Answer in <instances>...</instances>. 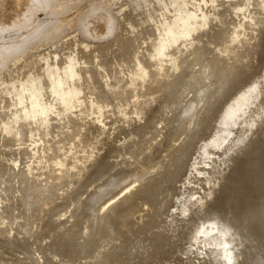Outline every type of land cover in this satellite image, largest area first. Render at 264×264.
<instances>
[{
  "label": "water",
  "instance_id": "1",
  "mask_svg": "<svg viewBox=\"0 0 264 264\" xmlns=\"http://www.w3.org/2000/svg\"><path fill=\"white\" fill-rule=\"evenodd\" d=\"M259 7L228 38L220 29L214 44L201 43L204 35L188 39L139 66L127 85L129 110L92 101L93 91L103 87L90 72L69 81L79 89L69 103L49 96L46 120L29 133L42 129L45 135L61 119L82 121L65 133L69 142L58 147L61 155L39 159L51 161L58 178L71 172L78 181L75 192L102 172L117 131L128 134L151 119L163 96L151 85L159 88L172 69L184 77V55L193 53L213 69L183 152L162 177L127 192L109 209L95 249L97 264H264V5ZM218 46L222 52L215 51ZM92 81L97 88L86 90ZM90 113L95 118L85 121ZM42 195L55 198L50 190Z\"/></svg>",
  "mask_w": 264,
  "mask_h": 264
},
{
  "label": "bare ground",
  "instance_id": "2",
  "mask_svg": "<svg viewBox=\"0 0 264 264\" xmlns=\"http://www.w3.org/2000/svg\"><path fill=\"white\" fill-rule=\"evenodd\" d=\"M30 2V6L32 5H36V6H43L45 4L48 3L49 0H28ZM52 1V0H50ZM110 1V0H108ZM130 1H137V0H130ZM144 1L146 0H138L137 2L140 4V9L138 10L139 12L136 14V15H133L130 14L125 20H122V21H117L115 22V24L113 25L114 28L116 29L115 31V35L113 37V41L115 44H118V46L120 47L121 49V52L118 53V55L116 56L117 58L118 57H121L123 58V56H126L127 54L128 55H131V57L135 54L139 55L141 54L140 56L144 55L146 52L147 54L149 53V50L148 49H152L153 53H149L146 57L147 59L151 58L153 59L155 56H158L160 58V56H163L165 55V51L166 50H169L172 46H177L181 43H184L186 41H188V39L190 40H193L194 38L198 39L199 36H202L204 35L206 32H208V30H211L212 28L216 29V27L214 26H219L221 25L220 22H223L225 20H228L227 18H229L231 16V13H233L234 15L237 16V20L234 24L235 25H239L241 22L240 21H245L249 16H251L253 14V11L255 10L256 7L260 8L259 6L261 5H264V0H184L181 4H177L176 3V0H148V2L146 3V5L144 4ZM53 2V1H52ZM50 2V3H52ZM59 2V1H58ZM97 2H99V0H66V2H59L61 9H62V15L63 14H66L68 12H71L75 9H77V7L79 5H81L82 3H86V8L84 11H81V12H78L76 11V13L74 14V16H72V18L70 19H63L61 20L59 18V20H55V16H53V20H55L54 22H51V23H41L39 28L37 29V31L34 33L35 35V44L33 46H29V43L26 44L25 42H19V43H16V42H12L11 41V44L7 46L8 49H14L13 53L12 54H8V56L6 55V63H5V66L7 69H11L13 68V66L15 67L17 65V63H20L22 62L19 66L17 65V67H15L13 70H7L8 72L7 73H0V132L2 133H5L7 135H10V136H13L16 134H18L19 132H21V129L22 127L24 126H30L31 124L34 126L35 124H37L39 122V120H42V121H45L46 120V117L48 115V112L51 110L52 108V105H51V102L49 100V96H52V97H55V99L57 101H60L61 103H69L70 100L72 99V97L74 95H77L78 92H79V89L76 88L72 83L69 84V81H75V79H79L80 76H81V71L82 70H86L85 72L88 73L90 71V67L87 66V64L90 66V65H93V64H98V66H103V65H117V62H119L116 58L114 60L110 59H107V58H104L106 57V54L104 55V53H102V49H99L97 47H93L92 46V43H91V39L92 36H90V38L88 37V35L86 36V33L87 31H89L91 34H92V27L94 28L93 26V23L94 22H97L98 21H102L106 18L103 19V16L102 14V10L101 8H96L95 5L98 6ZM21 3V2H20ZM54 3V2H53ZM57 3V2H55ZM105 3H107L105 1ZM28 4V3H27ZM49 4V3H48ZM135 4V3H134ZM137 4V3H136ZM134 5V6H138V5ZM23 5V4H22ZM51 5V4H50ZM49 5V6H50ZM55 5V4H54ZM52 5V6H54ZM102 5V4H101ZM99 4V6H101ZM24 8H27L26 6H24ZM29 8V7H28ZM50 8V7H49ZM48 8V9H49ZM137 8V7H136ZM23 9V8H22ZM31 8H29L28 10H30ZM54 9V8H53ZM133 9V8H132ZM135 9V8H134ZM27 10V11H28ZM46 10V9H45ZM44 10V12H45ZM51 10H52V7H51ZM105 10V9H104ZM136 10V9H135ZM25 11V10H24ZM47 11V10H46ZM49 11V10H48ZM54 11V10H53ZM56 11V10H55ZM54 11V12H55ZM137 11V10H136ZM52 12V11H51ZM47 13V12H46ZM50 13V12H49ZM102 13V14H101ZM28 14V12H27ZM29 15V14H28ZM47 15V14H46ZM57 15V14H56ZM25 16V15H24ZM27 16V15H26ZM51 16V14H50ZM58 16H61V15H58ZM57 16V18H58ZM48 17V16H47ZM46 17V18H47ZM23 18V17H22ZM28 18V16H27ZM226 18V19H225ZM26 19V18H25ZM49 19V17H48ZM108 19V18H107ZM24 20V19H23ZM23 20H22V23H23ZM43 20L45 21V19L43 18ZM42 20V21H43ZM50 20V19H49ZM112 20V19H111ZM25 21V20H24ZM36 21V20H34ZM219 21V22H218ZM21 21L19 20V22L17 23H20ZM28 22V21H27ZM30 22V21H29ZM47 22V21H46ZM112 22V21H111ZM218 22V24H217ZM21 23V24H22ZM110 23V22H109ZM108 23V24H109ZM112 24V23H111ZM32 25V24H31ZM38 25V24H37ZM76 27L78 26V30H79V27H80V30L79 31H82V30H85L86 33H84L83 35H80L79 38H76L75 39V36H74V39L73 40H69L67 42H65L62 46L59 47L58 45V48H54L55 46H57V43L56 45L51 49L48 48V50L46 51H37V52H40V53H35L33 54L34 49L36 48H39L41 46H43L44 44H46L47 42L51 41L52 43H54L53 41V38H57V34L59 35V33L63 32V31H60V29H66V27ZM224 26V25H223ZM221 26V28L223 27ZM228 26V25H227ZM21 27V26H20ZM231 27V26H230ZM17 28V26H16ZM15 28V29H16ZM22 28V27H21ZM34 28V27H33ZM13 29V31L15 30ZM19 29V28H18ZM28 29V27H27ZM32 29V28H31ZM74 29V28H73ZM72 29V30H73ZM2 30V29H1ZM5 30V29H4ZM4 30L2 31V33L4 32ZM34 30V29H33ZM69 30V28H68ZM67 30V31H68ZM11 31V30H10ZM78 31V32H79ZM221 30H217L215 33H217V35L219 34H222L220 32ZM231 31V30H230ZM18 32L20 33V31L18 30ZM27 32V31H26ZM73 32V31H71ZM70 32V33H71ZM229 32V31H228ZM227 32V33H228ZM64 33L66 34V31H64ZM64 33H61V34H64ZM69 33V32H68ZM82 33V32H81ZM24 34V33H23ZM23 34L21 36H23ZM60 34V35H61ZM64 34V35H65ZM78 34V33H76ZM80 34V33H79ZM25 35V34H24ZM31 35V34H30ZM215 35V34H214ZM8 36V35H7ZM11 36H12V33H11ZM28 36V35H27ZM63 36V35H62ZM61 36V38H62ZM5 38V36H4ZM10 38V36H9ZM14 38V36H13ZM23 38H25V36H23ZM22 38V39H23ZM29 38V36H28ZM32 38H33V35H32ZM68 38V36L66 35V39ZM2 39V38H1ZM11 39V38H10ZM33 39V40H34ZM58 39V38H57ZM206 39V38H205ZM7 40V39H6ZM5 40V41H6ZM17 40V39H16ZM18 40H19V36H18ZM21 40V39H20ZM63 40V38H62ZM62 40H59L57 42H62ZM93 40V39H92ZM214 40V39H213ZM4 41V40H3ZM2 41V42H3ZM26 41V40H25ZM203 41V40H202ZM201 41V42H202ZM207 41V40H206ZM33 42V41H32ZM32 42H31V45H32ZM50 42V44H52ZM64 42V40H63ZM205 42V41H204ZM203 42V43H204ZM209 42V41H207ZM206 42V43H207ZM10 43V42H9ZM7 44V43H5ZM4 44V45H5ZM49 44V47L51 46ZM55 44V43H54ZM212 44V43H210ZM3 45V46H4ZM53 45V44H52ZM95 45V44H94ZM47 47V45H46ZM0 48H3V47H0ZM5 48L4 50V53L6 52V49ZM7 49V50H8ZM11 51V50H10ZM199 51V50H197ZM9 52V51H8ZM202 52V51H201ZM32 53V54H31ZM6 54V53H5ZM4 54V56H5ZM79 55L77 58L75 57V55ZM192 55V54H191ZM3 55L1 54V49H0V62L1 60L3 59L2 57ZM150 56V57H149ZM2 57V59H1ZM100 57H102L105 61H103V59H100ZM130 57V56H129ZM185 57V56H184ZM186 57H187V54H186ZM188 57H191L188 55ZM195 57V54L194 56ZM192 57V58H193ZM158 58V59H159ZM120 59V58H119ZM136 60V58H134ZM186 59V58H185ZM138 60V59H137ZM144 60V58H143ZM195 60V61H194ZM193 61V64L194 62H197V63H200L199 62V59L196 60V58H194ZM141 61V59L139 60V62ZM4 62V61H3ZM2 62V63H3ZM91 62V63H89ZM138 62V61H137ZM138 64L141 66L143 65L142 63H139ZM143 63H145L144 61H142ZM148 64H149V60L146 61ZM189 62V61H188ZM1 63V65H3ZM129 63V62H128ZM134 64V61L129 63L131 64V66ZM136 63V62H135ZM186 63V62H185ZM195 63V66H197ZM126 64V63H125ZM129 64H128V67L126 65H123V66H126L127 68H129ZM137 64V63H136ZM137 64V65H138ZM192 64V62H191ZM193 64H192V67H193ZM201 64V63H200ZM209 65V64H208ZM119 66V65H118ZM117 66V67H118ZM134 66V65H133ZM132 66V68H133ZM136 66V65H135ZM145 66V65H144ZM187 66H189V68H191V66L188 64ZM198 66H200L198 64ZM112 67V66H111ZM125 68H122V69H126ZM1 68V66H0ZM86 68V69H85ZM100 68V67H99ZM102 68V67H101ZM116 67L114 66V69ZM120 68V66L118 67ZM117 68V69H118ZM142 68V71H144V68L143 66L140 67V69ZM187 68V67H186ZM188 68V71L190 70ZM201 68V67H199ZM2 69V68H1ZM5 69V68H4ZM3 69V70H4ZM105 69V68H103ZM107 69V68H106ZM110 69V67H109ZM193 69V68H191ZM195 69L196 67H194V71L192 72L191 70L189 72H192L193 75H196L195 74ZM3 70H0V71H3ZM97 70V69H96ZM95 70V71H96ZM102 70V69H101ZM100 70V71H101ZM113 70V68H112ZM121 70V69H120ZM120 70H116L115 72L119 71L120 73ZM198 70V69H197ZM196 70V72H197ZM203 70H204V67H203ZM5 71V70H4ZM94 71V72H95ZM99 71V70H97ZM99 71V73H100ZM104 71V70H103ZM122 71V70H121ZM124 71V70H123ZM132 71V70H131ZM187 71V70H186ZM201 71V69H200ZM210 71V70H209ZM212 71V70H211ZM110 72V70H105V73ZM189 72L186 73L189 75ZM208 72V70H207ZM206 70H205V73L207 74ZM98 73V72H96ZM199 73V72H197ZM152 74V73H151ZM184 74V76L186 75ZM204 74V73H202ZM202 74L200 75L202 77ZM172 75V74H171ZM177 75L178 72H177ZM193 75H191L192 77L190 78H194ZM113 76V75H112ZM190 76V75H189ZM199 76V75H197ZM106 77V76H105ZM103 77V81H104V78ZM123 77V76H122ZM121 77V78H122ZM133 77V75L131 76ZM205 78L206 75L204 76ZM112 78V77H110ZM114 78V77H113ZM181 78H184V77H181ZM188 78V77H187ZM189 78V79H190ZM197 78V77H195ZM107 79V78H105ZM210 79V77H209ZM100 80V79H99ZM102 80V78H101ZM108 80V79H107ZM110 80V79H109ZM111 80H114V79H111ZM118 80V79H117ZM175 80V79H174ZM202 80V78L200 79ZM119 81V80H118ZM171 81V80H170ZM184 81H185V78H184ZM111 82V81H109ZM116 82V81H115ZM139 82V81H138ZM171 83V82H169ZM204 83V82H203ZM92 84V83H91ZM103 84V83H102ZM202 84V83H201ZM205 84V83H204ZM89 85V84H88ZM95 85V84H93ZM180 85V83H179ZM165 86H169V85H166ZM164 86V87H165ZM178 86V84H177ZM205 86V85H204ZM163 87V88H164ZM195 86H193V84L191 85V88H189L187 93L186 91L183 93V94H179L176 98V100L174 101V104L172 105V113L170 115V117L165 120V121H162L161 124L160 123H157L156 124H159L156 129L154 130V132H152L151 136H149L150 138L147 139L146 141H144L140 148L138 149V154L136 152H134L128 159H126L125 161H123L121 164L122 165H125L126 168L129 169V171L125 172V171H121V172H116L117 173H113L112 176L108 177L109 179H107L105 182L103 181L100 186L98 185V187L96 188V190H94L93 192H91L89 194V199L84 201L85 203H83L85 206V210L87 211L86 213L83 212V211H80L81 213H83L82 216L85 217V214L86 216H88L89 218H94V221L91 222L89 220V223L87 222V217L85 218V222L87 223H83V221L80 219H76V216L75 215V218L73 217V219H76L75 220H71V221H75L74 223L71 224V221L70 223L67 222V225L70 224L71 227H66L65 224L62 225L61 222L57 221L56 219L55 220H50L48 224H45V225H40V224H37L34 220L35 219H32V213H31V216L28 217V211L25 210L26 209V204L24 206V202L26 203V201H24L26 198H24V200L22 201V198L21 197H24L23 195H19L18 193V189L17 188H14V186H8L6 185L5 183H3L1 180H3L2 178H0V225H5L3 226V228H0V236L1 238L4 237L2 235H4L5 233H9L11 231H13L14 233L17 234L18 232V235L19 234H22L21 237H23L26 233L27 237H31L36 243H40L41 245V248L44 247V255H41L40 257H37V259L33 258V261H29V257H32V256H29V257H26V259H28L29 263H25V264H82V259H84L85 257V254H86V251L91 247V243L92 241L94 240L95 238V234H96V230H97V227H98V223H99V220H100V217L101 215L103 214L104 210L106 209V207L108 205H106L104 208H101L100 210H97V204L96 202L98 201H101V199H103L105 193L107 191H110L111 188H113L114 186L118 185L121 183L120 186H122V183L123 182H126V180H130V178H134L135 180V183L134 184H138V183H141L151 177H154L156 176L158 178V174L160 175L165 163L167 162V160L169 158H171L173 156V154H175L177 152V150L180 148V146L182 145V142L183 140L185 139V137L187 136L188 132H191V128L193 126H195V124L197 123V117L198 115H200V111H201V108L205 102V94H206V86L204 88L202 87H199L198 90H194ZM208 87V85H207ZM157 88V86L155 87ZM166 88V87H165ZM169 87H167L168 89ZM106 89V88H105ZM114 89V88H113ZM119 89V88H118ZM128 89H125L127 90L126 92H128ZM178 89V87L176 88ZM176 89L174 90L176 92ZM94 90V89H93ZM104 91V89H102ZM107 90V89H106ZM105 90V91H106ZM109 91H112L110 89H108ZM124 90V91H125ZM166 90V89H165ZM97 91V90H96ZM123 91V92H124ZM158 91V90H157ZM167 91V90H166ZM173 91V93H174ZM164 92V91H162ZM98 93V91L96 92ZM125 93V92H124ZM161 93V92H160ZM172 93V94H173ZM121 94V93H120ZM120 94H116V95H120ZM164 94V93H162ZM165 94H167L165 92ZM164 94V97L167 96ZM115 95V96H116ZM132 95V94H131ZM104 96V95H103ZM122 96V95H121ZM124 97L123 98H126V95H123ZM94 99L96 98L95 96H93ZM114 97V96H113ZM207 97V96H206ZM205 97V98H206ZM107 98V97H106ZM112 98V97H111ZM118 98V97H117ZM128 98V96H127ZM126 98V99H127ZM91 100L93 98H90ZM115 99V98H114ZM165 98L162 99V101L164 100ZM172 99V97H171ZM170 99V100H171ZM98 100V99H97ZM96 100V101H97ZM131 100V99H130ZM103 101V100H101ZM100 101V102H101ZM108 101V99H107ZM107 101H104V102H107ZM129 101V100H128ZM128 101H124V102H128ZM109 102V101H108ZM116 103H114V105H117V101H115ZM122 101H120L121 103ZM161 102V101H160ZM169 102V101H168ZM102 103V102H101ZM119 103V101H118ZM123 103V102H122ZM131 103V102H130ZM165 103V102H164ZM163 103V104H164ZM100 104V103H99ZM103 104V103H102ZM107 104V103H106ZM110 104V103H109ZM161 104V103H160ZM111 105V104H110ZM113 105V103H112ZM120 105V104H118ZM123 105V104H121ZM128 105H129V102H128ZM205 105V104H204ZM126 106V105H125ZM130 106V105H129ZM162 106V104H161ZM160 106V107H161ZM159 107V108H160ZM130 108V107H128ZM157 108V110L159 109ZM204 108V106H203ZM202 108V110H203ZM151 118V117H150ZM199 118V117H198ZM155 120L156 121V118H152L151 120ZM157 119H158V116H157ZM73 120V119H72ZM75 120V119H74ZM90 120V119H89ZM150 120V122H152ZM77 121V120H76ZM75 121V122H76ZM56 124L58 121H54ZM81 122V120L79 121ZM149 122V121H148ZM149 122V124H150ZM196 122V123H195ZM71 124V123H70ZM73 124V122H72ZM77 124V123H76ZM53 125V124H52ZM51 125V126H52ZM75 124L73 125H70V126H74ZM78 125V124H77ZM80 125V123H79ZM56 126V125H55ZM69 126V128H70ZM151 126V125H149ZM154 126V125H153ZM54 127V126H53ZM52 127V129H53ZM142 127V126H141ZM196 127V126H195ZM194 127V129H195ZM51 128V127H50ZM49 128V129H50ZM55 128V127H54ZM57 128V127H56ZM55 128V129H56ZM75 127H71L70 128V131L71 132H74V129ZM48 129V130H49ZM140 129V127H139ZM138 130L139 134H140V130ZM145 129V128H144ZM146 129H148V127H146ZM193 129V130H194ZM31 130V127L29 128V131ZM136 130V131H137ZM153 130V129H152ZM151 130V131H152ZM51 131V129H50ZM49 131V133H50ZM69 131V130H68ZM150 131V129H149ZM48 132V131H47ZM52 132V131H51ZM135 132V130H134ZM132 131V134L134 133ZM148 132V131H147ZM194 132V131H192ZM38 133H40L38 131ZM42 133V131H41ZM41 133H40V138L43 136H41ZM142 133V132H141ZM146 133V131H145ZM35 134V133H34ZM37 134V133H36ZM121 134V133H120ZM137 134V133H136ZM134 134V135H136ZM138 134V135H139ZM148 134V133H147ZM6 135V136H7ZM46 135H50L48 133H46ZM117 135V134H116ZM119 135V133H118ZM123 135V134H122ZM137 135V136H138ZM143 135V134H142ZM192 135V134H191ZM18 136V135H17ZM121 136V135H120ZM119 136V138H120ZM125 136V133L124 135ZM122 136V137H123ZM127 136V135H126ZM140 136V135H139ZM20 137V136H18ZM27 137H29V135H27ZM26 137V138H27ZM32 137V136H31ZM34 137V136H33ZM32 137V141L35 139ZM37 137V140H38V135L36 136ZM130 137V136H129ZM132 138L136 137V136H132ZM144 137V136H143ZM142 137V138H143ZM165 137H168L169 139H171V143H173V146H174V151L172 152L171 155H169V157L167 159H165L164 161H161V162H157L155 161L156 164H154L152 162H150L149 160H147L149 157L147 156L150 151L152 150V146L156 143V144H160V141ZM190 137V136H189ZM30 138V137H29ZM28 138V139H29ZM66 138V137H65ZM118 138V137H116ZM18 139V138H17ZM26 139L28 142H30L31 138L28 140ZM67 139V138H66ZM136 138H134L133 140H135ZM190 139V138H189ZM25 140V142H26ZM36 140V139H35ZM34 140V141H35ZM62 140H65L61 139ZM68 140V139H67ZM65 140V141H67ZM118 140V139H117ZM127 140V138L125 139ZM132 140V139H131ZM19 141V140H18ZM47 141V140H46ZM45 141V142H46ZM123 141V139H122ZM122 141H119L122 143ZM136 141V140H135ZM134 141V142H135ZM189 141V140H188ZM68 142V141H67ZM66 142V143H67ZM117 142V141H115ZM126 142V141H125ZM167 142V141H166ZM19 143V142H18ZM22 143V142H20ZM19 143V144H20ZM32 143V142H31ZM42 143V142H41ZM65 142H63L64 144ZM111 143V142H110ZM139 143V142H138ZM17 144V143H16ZM23 144V143H22ZM114 144V143H113ZM21 145V144H20ZM17 146L22 150H23V146L21 145ZM25 145H30L26 144ZM57 145V144H56ZM55 145V146H56ZM62 145V143H61ZM111 145V144H110ZM109 145V146H110ZM115 145H118V142L117 144ZM120 145V144H119ZM126 144H124V147ZM165 145L162 144L161 146ZM60 146V145H59ZM113 146V145H112ZM122 146V145H121ZM137 146V145H136ZM26 147V146H25ZM57 147V146H56ZM172 147V146H171ZM18 148V149H19ZM55 149V147H52ZM58 148V147H57ZM116 148V147H115ZM8 149V148H7ZM16 149V148H14ZM111 149V146L110 148ZM117 149V148H116ZM116 149H113L112 148V151L114 150V152H116L115 150ZM121 149V147H120ZM21 150V152H22ZM25 150V149H24ZM126 150V149H124ZM124 150H120V152L123 153ZM130 150V149H129ZM171 150V148H170ZM50 151V150H49ZM48 151V152H49ZM53 151V149H52ZM58 150L56 149V152ZM119 151V148L117 150V153H120L118 152ZM156 151V150H154ZM153 151V152H154ZM2 152V151H1ZM11 152V151H10ZM16 152V151H15ZM28 152V151H26ZM55 152V151H54ZM53 152V153H54ZM55 152V153H56ZM168 153H171L169 152V150L167 151ZM167 152H166V155H167ZM13 153V152H12ZM11 153V154H12ZM34 153V152H33ZM36 153V152H35ZM50 153V152H49ZM52 153V152H51ZM51 154L54 156V154ZM115 153V154H117ZM131 153V152H130ZM23 154V152L21 153ZM26 154V153H25ZM46 154V153H44ZM57 154V153H56ZM113 154V153H112ZM159 154V153H158ZM157 154V155H158ZM161 154V153H160ZM10 155V154H9ZM16 155V153H15ZM29 155V154H28ZM48 155V154H47ZM58 155V154H57ZM56 155V156H57ZM60 155V153H59ZM121 155V154H118V156ZM153 155V154H152ZM21 156V155H20ZM25 158H26V155H24ZM150 156V155H149ZM45 157V155H44ZM47 157V156H46ZM115 157V156H114ZM113 157V158H114ZM117 157V155H116ZM161 157V156H160ZM165 158L167 156H162V158ZM10 158V157H9ZM17 158V157H16ZM20 158V157H19ZM18 158V159H19ZM28 156H27V161H28ZM110 158V156H109ZM111 158V159H113ZM151 158V157H150ZM153 158V156H152ZM155 160L156 157H154ZM158 158V157H157ZM163 158V159H164ZM7 159V158H6ZM11 159V158H10ZM22 159V158H21ZM24 159V157H23ZM118 160V158H116ZM161 158H159L160 160ZM17 160V159H16ZM108 160V159H107ZM106 160V162H107ZM116 160V161H117ZM14 161V160H13ZM13 161H10V162H13ZM18 161V160H17ZM23 161V160H21ZM19 161V162H21ZM26 162V160H24ZM111 161V160H110ZM8 162V161H7ZM25 162H22V164H24ZM43 164L45 165V162L42 161ZM41 162V163H42ZM50 162V161H49ZM49 162L47 163L49 165ZM118 162V161H117ZM150 162V163H149ZM2 163V162H1ZM9 163V162H8ZM51 163V162H50ZM152 163V164H151ZM18 164V163H17ZM21 164V163H20ZM21 164V165H22ZM26 164V163H25ZM106 164V163H105ZM104 164V165H105ZM110 164V163H109ZM109 164L107 165V167L109 166ZM116 164V163H115ZM10 165V164H8ZM16 165V164H15ZM14 165V166H15ZM19 165V164H18ZM17 165V168L18 170L20 171V168L18 167ZM48 165L46 166L48 168ZM91 165V164H90ZM5 166V165H4ZM11 166H13L11 164ZM52 166V165H51ZM93 166V165H92ZM91 166V167H92ZM114 166V165H113ZM23 167V166H22ZM21 167V168H22ZM44 167V166H43ZM50 167V166H49ZM55 167V166H54ZM89 167V166H87ZM120 167V166H119ZM10 168V166H9ZM13 168V167H12ZM11 168V169H12ZM24 168V167H23ZM109 168V167H108ZM15 169V168H14ZM25 169V168H24ZM23 169V171H24ZM53 169V166L52 168ZM51 169H49L51 171ZM57 168H55L56 170ZM107 169V168H106ZM17 170V169H16ZM17 170V175L18 172ZM46 170V169H45ZM55 170L53 169V171L51 172V174L55 173ZM3 171V170H1ZM5 171V169H4ZM3 171V173H4ZM13 171V170H12ZM21 171V172H23ZM44 169L42 170L41 169V172H43ZM49 171V172H50ZM7 172V171H6ZM47 172V173H49ZM12 173V172H10ZM14 173V172H13ZM164 173V172H163ZM8 174V172H7ZM15 174V173H14ZM25 175V173H20V175ZM43 174V173H41ZM51 174H47L46 176L50 178V175ZM65 174V173H63ZM71 174V173H70ZM30 175V174H29ZM35 175V173H34ZM58 175V174H57ZM69 175V174H68ZM164 175V174H162ZM162 175H160L159 177H162ZM12 176V175H11ZM41 176V175H40ZM43 176V175H42ZM41 176V177H42ZM52 176V175H51ZM54 176V175H53ZM66 176V174H65ZM96 176V174L94 175ZM13 177V176H12ZM21 177V176H20ZM24 177V176H23ZM20 178V179H24V178ZM56 177V174L53 178ZM58 177V176H57ZM72 177V176H70ZM68 177V178H70ZM44 178H46L44 176ZM48 178V179H49ZM50 180V184L51 181H53L54 183V180L53 179ZM64 178V176H63ZM67 178V177H65ZM13 179H15L14 177L12 178V181ZM32 179V178H30ZM58 179V178H57ZM59 179H62L61 177ZM71 179V178H70ZM69 179V181H70ZM74 179V177H73ZM71 180V181H74V180ZM18 180L19 179H15V182L17 181L18 183ZM26 180V178L24 179V181ZM66 179L63 180V183ZM133 180V179H132ZM11 181V182H12ZM34 181V180H33ZM30 180V182H33ZM62 181V180H60ZM59 180L57 181V187L56 186H49V187H56L55 189H59L61 191L62 187L65 186L64 184H62ZM14 182V181H13ZM14 182V184H16ZM21 182V181H19ZM78 181H74L72 182L73 184ZM88 182V181H87ZM130 182V181H129ZM149 182V181H148ZM152 182V181H151ZM46 183V185H45ZM58 183H60V187H58ZM68 183L65 182V184ZM131 183V186H133ZM154 183V181H153ZM20 185L24 184L25 186H27L26 182H21L19 183ZM19 184H17L19 186ZM35 184V183H32V185ZM47 181L44 182V188L47 186ZM70 184V182L68 183ZM71 184V185H73ZM149 184V183H148ZM12 185V184H11ZM53 185H56V183H54ZM71 185L69 186L71 188ZM76 185V184H74ZM73 185V186H74ZM85 185V184H83ZM87 185V184H86ZM85 185V186H86ZM142 185V184H140ZM139 185V186H140ZM16 186V185H15ZM119 186V185H118ZM117 186V187H118ZM126 186V185H125ZM34 187V186H33ZM84 187V186H83ZM128 187V186H127ZM130 187V186H129ZM136 187V186H135ZM24 188V189H23ZM27 188V187H26ZM65 188V187H64ZM74 188V187H72ZM71 188V189H72ZM116 188V187H114ZM125 188V187H124ZM132 188V187H131ZM23 190H26L25 187H22ZM20 189V190H22ZM52 189V188H51ZM66 189V188H65ZM82 189V188H81ZM87 189V188H86ZM95 189V188H94ZM130 189V188H128ZM28 190V189H27ZM32 190V188H31ZM58 190V191H59ZM63 190V189H62ZM69 190V189H68ZM80 189H78L79 191ZM125 190V189H124ZM37 191V190H36ZM35 191V188L33 189V192H36ZM60 191L58 192L60 194ZM67 191V189H66ZM65 190L63 192H66ZM77 191V192H78ZM22 192V191H21ZM27 192V191H26ZM25 191L22 192V193H26ZM29 192V190H28ZM27 192V193H28ZM40 192V191H39ZM38 192V193H39ZM68 192V191H67ZM73 192V191H72ZM21 193V194H22ZM57 193V194H58ZM69 193V192H68ZM108 193V192H107ZM29 194V193H28ZM28 194H24L25 196H28ZM58 194V195H59ZM81 194V193H80ZM62 195V194H61ZM86 195V194H85ZM84 195V196H85ZM108 195V194H107ZM41 196V195H40ZM67 196V194H66ZM88 196V195H87ZM87 196H85L87 198ZM102 196V198L100 200H98L100 197ZM29 200H31V196H29ZM73 197V196H71ZM78 196H74L73 198H77ZM42 198V197H41ZM72 198V199H73ZM39 199V197H38ZM71 199V198H70ZM78 199V198H77ZM85 199V198H84ZM40 200V199H39ZM44 200V199H43ZM81 200V199H80ZM98 200V201H97ZM121 200V199H119ZM118 201V200H117ZM115 201V203L117 202ZM5 202V203H4ZM19 202L20 205H21V208H19V212L21 213L22 217H21V221H14L12 219H14V215L18 212H12V210L8 207V203L9 204H14V203H17ZM66 202V201H65ZM28 203V202H27ZM30 203H33L32 201ZM29 203V204H30ZM67 203V202H66ZM75 203V202H74ZM101 203V202H100ZM103 203V202H102ZM114 203V204H115ZM110 204V203H109ZM28 205V204H27ZM34 204H32L33 206ZM63 205V203L61 204ZM80 205V204H79ZM57 207L60 206L59 204L56 205ZM65 206V205H64ZM74 206V204H73ZM99 206V205H98ZM113 206V205H112ZM111 206V207H112ZM30 207V205H29ZM54 207V206H52ZM69 207V206H68ZM13 208V207H12ZM48 208V207H47ZM56 208V207H55ZM61 208V207H60ZM63 208V207H62ZM73 208V207H72ZM28 209V208H27ZM64 209V208H63ZM79 209V208H78ZM77 209V210H78ZM82 209V208H81ZM49 210L51 211L52 208ZM56 210V209H55ZM67 210V209H66ZM54 209L51 211L53 212ZM61 211V210H60ZM109 211V210H108ZM33 212V211H32ZM48 212V210H47ZM51 212H48V213H51ZM55 212V211H54ZM34 213V212H33ZM47 213V214H48ZM85 213V214H84ZM88 213V215H87ZM106 213H108L107 211L105 212V215ZM67 214V211H63L57 215L61 216V219ZM17 215V214H16ZM49 215V214H48ZM80 216V215H78ZM19 218L18 216H15V218ZM50 217V216H48ZM47 217V218H48ZM107 217V215H106ZM106 217H105V221H106ZM9 218V219H8ZM78 218H82V217H78ZM11 220V221H10ZM17 220V219H15ZM19 220V219H18ZM49 220V219H48ZM63 220V219H62ZM61 220V221H62ZM93 220V219H91ZM108 220V219H107ZM91 222V224H90ZM104 223V222H103ZM43 224V223H42ZM102 224V222H101ZM101 224H100V227L99 229H101ZM107 224V223H106ZM10 225V226H9ZM103 225V224H102ZM1 226V227H2ZM107 226V225H106ZM105 226V227H106ZM16 227V229H15ZM24 227V229H23ZM103 228V227H102ZM18 229H23V232L22 233L21 231H18ZM102 230V229H101ZM11 232V233H13ZM99 233H101L99 231ZM16 234L14 235V237L16 236ZM24 234V235H23ZM7 235V234H6ZM6 235H5V239L6 238ZM11 235V234H10ZM102 234H100L101 236ZM103 236V235H102ZM12 238V235L9 236V238ZM20 237V238H21ZM26 237V236H25ZM26 237V238H27ZM99 237V236H98ZM19 238V237H17ZM100 238V237H99ZM95 240L98 241V239ZM16 242V239L13 238ZM12 240V239H11ZM12 240V241H14ZM23 240V239H22ZM22 243H24V241H22ZM31 240V239H30ZM1 241H5V240H1ZM7 241L9 242V239H7ZM11 241V242H12ZM20 241H18V244H19ZM27 241H25L26 243ZM34 242V243H35ZM102 242V241H101ZM5 243V242H4ZM13 243V242H12ZM21 243V244H22ZM24 243V244H25ZM31 243V242H30ZM35 243V244H36ZM45 243V245H44ZM96 243H99V242H96ZM1 244V243H0ZM7 242L5 244H2V245H6ZM21 244H20V247H21ZM29 244V242H28ZM33 244V243H32ZM35 244H33L35 246ZM10 245V243H9ZM13 245V244H12ZM14 245H17V244H14ZM26 245V244H25ZM24 245V246H25ZM30 245V244H29ZM28 245V246H29ZM44 245V246H43ZM95 245V244H94ZM24 246L22 245V248H24ZM32 246V245H31ZM30 246V247H31ZM96 246V245H95ZM9 247V246H8ZM12 247V246H10ZM27 247V246H25ZM40 247V246H39ZM94 247V246H93ZM2 247H0L1 249ZM4 248V246H3ZM13 248L15 249V246H13ZM17 248H19V246L17 245L16 246V250H18ZM35 248V247H34ZM33 248V249H34ZM38 248V246H37ZM40 248V250H41ZM96 248V247H95ZM94 248V249H95ZM9 249V248H8ZM11 249V248H10ZM25 249H29V251H31L30 249L31 248H25ZM24 249V250H25ZM93 249V248H92ZM13 249H11L10 251H12ZM20 250V249H19ZM23 250V249H22ZM23 250V251H24ZM1 251V250H0ZM37 251V250H35ZM15 252V250H14ZM13 252V253H14ZM17 252V251H16ZM21 252V250H20ZM26 252V250L24 251ZM22 253V255H24L25 253ZM28 252V251H27ZM26 252V253H27ZM34 251L32 250V253ZM31 253V252H30ZM30 253H27V256L28 254ZM37 253V252H36ZM39 253V252H38ZM37 253V254H38ZM41 254H43V250L40 251ZM15 254V253H14ZM20 254V253H19ZM91 254V253H89ZM7 255V254H6ZM31 255V254H30ZM33 255V254H32ZM21 257V255H19ZM25 256V255H24ZM34 256H36L34 254ZM1 257V256H0ZM3 257H6L3 255ZM2 257V259H3ZM12 257V256H11ZM90 257L93 258V256L90 255ZM95 257V256H94ZM9 259H11L10 257H8ZM16 258V257H15ZM14 258V259H15ZM96 258V257H95ZM95 258L93 260H95ZM6 259V258H5ZM3 259V260H5ZM18 259V258H17ZM22 259H23V256H22ZM98 258H96L97 260ZM2 260V261H3ZM12 260V259H11ZM10 260V261H11ZM21 260V258H20ZM95 260V261H96ZM10 261L8 260V262L10 263ZM22 261H26L25 259L22 260ZM4 262V261H3ZM7 260H5V264H8ZM1 258H0V264H1ZM15 263V262H13ZM19 263V261H18ZM24 263V262H23ZM97 263V262H96ZM11 264V263H10ZM16 264V263H15Z\"/></svg>",
  "mask_w": 264,
  "mask_h": 264
},
{
  "label": "rangeland",
  "instance_id": "3",
  "mask_svg": "<svg viewBox=\"0 0 264 264\" xmlns=\"http://www.w3.org/2000/svg\"><path fill=\"white\" fill-rule=\"evenodd\" d=\"M54 3H53V2ZM52 1H48V3L47 4H45V5H43V6H41V7H39V6H34V5H32V6H30L29 4H30V2L28 1V0H0V47H3V48H0L1 49V54L3 55L2 57H3V59H2V57H1V62H0V66H1V68H0V70H3L4 68V70L3 71H0V73L2 72H4V73H7L8 71L7 70H13L15 67H17V65L19 64H21L22 62H20V63H17V65L14 67L13 66V68H11V69H7L6 68V66H5V63H6V55L8 56V54L10 55V54H12L13 53V51H14V49H8L7 48V46L6 45H10L11 44V41L12 42H16V43H19V42H25L26 44H28L29 43V46H33L34 44H35V35H34V33L37 31V29L39 28V26H40V24L41 23H43V22H45V23H51V22H54L55 20H59V18L61 19V20H63V19H70V18H72V16H74V14L76 13V11H78V12H81V11H84L85 10V8H86V3H82L81 5H79L78 7H77V9H75V10H73V11H71V12H68V13H66V14H63L62 15V9H61V7L60 6H58V5H60L59 4V2H66V0H52ZM59 1V2H58ZM105 1L107 2V3H105ZM138 1V0H137ZM137 1H130V0H110V1H108V0H99V2H97V4H98V6L97 5H95V7L96 8H101V10H102V15L104 16L103 17V19L104 18H106V19H104V20H102L101 22L100 21H98V23L97 22H94L93 23V26H94V28L92 27V34L89 32V31H87V33H86V31L85 30H82V31H79L80 30V27H79V30H78V26H77V28L76 27H66V29H60V31H63V32H61V33H64V31H66V34L64 35V34H61V33H59V35L57 34V38L55 37V38H53V42L55 43H52L51 41H49V42H47L46 44H44L43 46H41V47H39V48H36V49H34V51L35 52H33V54H35V53H40V52H37V51H46V50H48V48L49 49H51L52 48V46L54 47L55 45H56V43H57V46H55L54 48H58V45H59V43H60V45H59V47L60 46H62L65 42H67V41H71V40H73L74 39V36H75V39L76 38H79L80 37V35H83L84 33H86V36L88 35V33H89V35H88V37L90 38V36H92V38H90L91 39V43H92V46L94 47H97V48H99V49H102L101 51H102V53H104V55L106 54V57H104V58H107V59H112V60H114L115 58L119 61V62H117V65L115 64V65H103V66H98V64H93V65H88L87 64V66L88 67H90L89 69H90V73H92V75H94V76H96V80L101 84L100 86H102L103 87V89H104V91L101 89V88H97V83H94L93 81L92 82H90L89 83V85H87V87H86V90H95V88H97L96 90L98 91V93H96L97 91L95 90V91H93V93H92V95H91V97L90 98H93L92 99V101H96L97 99V102H99L100 104H105V105H107V104H109V102H110V104L112 105V103H113V106H115L114 105V103H116L115 101H117V105L118 104H123V106H125L126 107V110H129L130 108H128V107H131V105H132V102H131V100L130 99H132V97H131V92H130V90L128 89V92H126L127 90H125V89H127L128 87H127V85L129 84V82L133 79V77H131L132 75H133V73L134 72H136V71H138V67L140 66L139 64H138V62H139V60L141 59V61L139 62V63H142L143 64V66L145 65H147L148 63L146 62L147 60H149V58L147 59L146 57H148L147 55L149 54V53H153V51H152V49H148L149 50V53L147 54V52L144 54V55H142V56H140L141 54H139V55H137V54H135L134 53V55L131 57V55H126V56H123V58H121V57H116L117 55H118V53H120L121 52V49H120V47L118 46V44H115L114 43V41H113V37H114V35H115V31H116V29L114 28V24H115V22H117V21H122V20H125L130 14H132L133 13V15H136L139 11V9H140V4L137 2ZM184 0H176V3L177 4H181L182 2H183ZM21 2V3H20ZM50 2H52V3H50ZM55 2H57V3H55ZM148 2V0H146V1H144V4L146 5V3ZM28 3V4H27ZM136 5H138V6H134L135 4ZM23 4V5H22ZM51 4V5H50ZM55 4V5H54ZM99 4L101 5V6H99ZM50 5V6H49ZM52 5H54V6H52ZM24 6H26L27 8H24ZM31 8L30 10H28L29 8ZM50 7V8H49ZM51 7H52V10H51ZM137 7V8H136ZM23 8V9H22ZM49 8V9H48ZM54 8V9H53ZM133 8V9H132ZM137 10H135V9ZM139 8V9H138ZM47 11H46V10ZM105 9V10H104ZM25 10V11H24ZM28 10V11H27ZM44 10H45V12H44ZM49 10V11H48ZM55 12H54V11ZM52 11V12H51ZM27 12H28V14H27ZM47 12V13H46ZM50 12V13H49ZM132 12V13H131ZM136 13V14H135ZM47 14V15H46ZM50 14H51V16H50ZM57 14V15H56ZM25 15V16H24ZM28 16V18H27V16ZM58 15H61V16H58ZM49 17V19H48V17ZM53 16H55V18L53 17ZM57 16H58V18H57ZM23 17V18H22ZM47 17V18H46ZM26 18V19H25ZM43 18L45 19V21L43 20ZM53 18L55 19V20H53ZM25 21H24V20ZM112 19V20H111ZM226 19V18H225ZM228 20H225V21H223V22H220V24L221 25H219V26H214V27H216V29L214 28H212L211 30H209L208 32H206L205 34H204V36L203 37H201V41L202 42H207V41H209V42H207V43H205L204 42V44H210V42H211V40H213L214 38H215V35H214V33L217 31V30H220V29H222V30H224V32H225V36L228 38V36H229V34H230V30H232L233 28V26H234V24H235V22H236V20H237V16L236 15H234L233 13H231V16L229 17V18H227ZM19 20L21 21L20 23H17V22H19ZM22 20H23V23H22ZM34 20H36V21H34ZM43 20V21H42ZM28 21V22H27ZM30 21V22H29ZM47 21V22H46ZM112 21V22H111ZM110 22V23H109ZM219 22V21H218ZM218 22H217V24H218ZM22 23V24H21ZM109 23V24H108ZM112 23V24H111ZM114 23V24H113ZM32 24V25H31ZM38 24V25H37ZM224 25V26H223ZM228 25V26H227ZM16 26H17V28H16ZM22 28H21V27ZM221 26H223L222 28H221ZM231 26V27H230ZM27 27H28V29H27ZM34 27V28H33ZM16 28V29H15ZM19 28V29H18ZM32 28V29H31ZM68 28H69V30H68ZM74 28V29H73ZM2 29V30H1ZM5 29V30H4ZM13 29H15L14 31H13ZM34 29V30H33ZM73 29V30H72ZM4 30V32L2 33V31ZM11 30V31H10ZM18 30L20 31V33L18 32ZM68 30V31H67ZM27 31V32H26ZM35 31V32H34ZM71 31H73V32H71ZM79 31V32H78ZM229 31V32H228ZM69 32V33H68ZM71 32V33H70ZM82 32V33H81ZM228 32V33H227ZM11 33H12V36H11ZM25 35H24V34ZM76 33H78V34H76ZM80 33V34H79ZM23 34V36H25V38H23V36H21ZM31 34V35H30ZM61 34V35H60ZM8 35V36H7ZM29 36V38H28V36ZM32 35H33V38H32ZM63 35V36H62ZM66 35L68 36V38L66 39ZM85 35V34H84ZM4 36H5V38H4ZM9 36H10V38H9ZM13 36H14V38H13ZM18 36H19V40H18ZM61 36H62V38H63V40H64V42H63V40H62V38H61ZM2 38V39H1ZM23 38V39H22ZM206 38V39H205ZM7 39V40H6ZM17 39V40H16ZM21 39V40H20ZM34 39V40H33ZM93 39V40H92ZM4 40V41H3ZM6 40V41H5ZM26 40V41H25ZM59 41V40H62V42L60 41V42H57V41ZM207 40V41H206ZM3 41V42H2ZM33 41V42H32ZM10 42V43H9ZM31 42H32V45H31ZM50 42L53 44H50ZM201 42V43H202ZM5 43H7V44H5ZM63 43V44H62ZM212 43V42H211ZM5 44V45H4ZM49 44L51 45L50 47H49ZM95 44V45H94ZM212 44H214V43H212ZM4 45V46H3ZM46 45H47V47H46ZM201 45V44H200ZM5 48H7L6 49V54L4 53V49ZM44 49H46V50H44ZM53 49V48H52ZM11 50V51H10ZM9 51V52H8ZM42 51V52H43ZM199 51L201 52L202 51V49H199ZM215 51L216 52H222L223 51V48L221 47V46H218V47H216L215 48ZM198 52V51H197ZM8 53V54H7ZM4 54H5V56H4ZM32 54V53H31ZM188 55L189 56H191V57H188ZM79 55H75V57L77 58ZM130 56V57H129ZM146 56V57H145ZM185 57H183V59L184 60H186V63L184 64V66H183V69H185L184 70V73L186 74V73H188L190 70L193 72L194 71V67H196V69H195V74L196 75H193L192 74V72H189V75L188 74H186L185 76H184V78H185V81H184V78H179L178 76L179 75H177V72H176V70L175 69H172V70H170V71H168V73H167V75H168V77L169 78H167L160 86H159V88H158V85H156V84H152L151 86H152V88L156 91V92H159V94L161 95L162 93H164L165 94V92H162L161 91V93H160V87L162 88V89H166L167 90V92L169 93V91H170V93H169V96L167 95V94H165V95H167V96H165L164 97V94H163V96H162V99L163 98H165L163 101H162V99H161V104H162V106H161V104L160 105H158V110L156 109V111H154L153 113H152V115H151V119L152 118H156V121L153 119V120H151L152 122H150V120H148L149 122H150V124H149V122L147 121L146 123H144V125H142V127L140 126V134H139V132H138V130L137 129H135V132H134V130H133V134H132V132H130V133H128V134H125V136H123L124 135V132H122L121 134L117 131V133H115V135H113V137L115 138V141H117L118 142V145H115V144H117V142H111V143H109V145L111 146V151H112V148L113 149H116L115 151L116 152H114V150H113V152H111L110 151V154H109V156H110V158L108 157V160H107V162H106V164L103 166V170H102V172H97L96 173V176H93L90 180H88V182H85V183H81L82 184V186L79 188L80 190L77 192V191H73L74 190V188H75V185L74 184H76L77 182H75L74 184L72 183V182H74L75 181V178L73 179V174L71 173V172H63V173H65L66 174V176H65V174H63L62 173V175H61V178L62 179H59L57 176V174H58V171H57V169L55 170V168L56 167H54V165H52L50 162H49V165L47 164L48 162H45V165L43 164V162L41 163V162H39V159L40 158H42V156H44L45 155V158H47V157H49V156H53V155H51L54 151L56 152V149L58 150L56 153L59 155V153H60V155H61V152L59 151V149L57 148V147H59V145L61 146V143L63 144V142H67L68 140V138L65 136V133H70V128L71 127H75V128H73L74 129V131L76 130V127H77V124H82V121L81 122H79L80 121V119H78V118H74L73 119V124H75L74 126H70V125H73L72 124V122H68V121H66L65 119H61V120H57L58 122L56 123V124H54L55 122H53V125L51 126V131H50V129L49 130H47L48 132V134H50V135H44V134H42L41 133V130L39 131L40 133H41V138H40V133H38V132H36L35 134L33 133V135H30V133H29V128L30 127H34L32 124L30 125V126H24V127H22V129H21V132H19L18 134H16V136L15 135H13V136H10V135H7V134H5V133H1L0 132V178H2L3 180H1L3 183H5L6 185H8V186H14V188H17L18 190V193H19V195H20V197H21V195H23L24 197H21L22 198V201L24 200V198H26L24 201H26V203L24 202V206H25V204H26V209L25 210H27L28 211V217L29 216H31V213L33 214L31 217H32V219H35L34 221L37 223V224H40V225H45V224H48L49 223V221L50 220H57V221H59V222H61L62 223V225H64L65 224V226L66 227H71L73 224L72 223H74L75 221H76V219H80V221L82 220L83 221V223H89V220L91 221V222H93L94 221V218H89L88 216H86V210L84 209L85 208V206H83L84 204L83 203H85L84 201L87 199H89V194L91 193V192H93L94 190H96V188L98 187V185L100 186L101 184H103L102 182L104 181H106L107 179H109L108 177H110V176H112V174L113 173H117V172H121V171H129V169L128 168H126L125 167V165H122L121 163L123 162V161H125L126 159H128L134 152H136L137 154L139 153L138 152V149L140 148V146H141V144L144 142V141H146L147 139H149L150 137L149 136H151V134H152V132H154V130L156 129V127L159 125V124H156V122L157 123H160L161 124V122L162 121H165V120H167L169 117H170V115H171V113H172V110H173V108H172V105L174 104V101L176 100V98H177V96L179 95V94H183L186 90H188L189 88H191V85L193 84V86H195L194 88V90H198V88L199 87H202V88H204L205 86H206V88H209L210 87V84H211V82H210V79H209V77L211 78V73H212V71H213V69H211V66L210 65H208V63H207V61H205V62H203V63H201L200 61V63H197V62H194V64H193V61L192 60H194V58L197 56V55H195V57H193L194 56V54L192 53V55L191 54H187V57H186V55H184ZM150 57V56H149ZM193 57V58H192ZM120 58V59H119ZM134 58H136V60L134 59ZM143 58H144V60H143ZM186 58V59H185ZM5 59V60H4ZM100 59H103L102 57H100ZM138 59V60H137ZM198 59V58H197ZM196 59V60H197ZM4 61V62H3ZM103 61H105L104 59H103ZM134 61V66H133V68H132V66H131V64H129V63H131V62H133ZM138 61V62H137ZM142 61H144L145 63H143ZM189 61V62H188ZM195 61V60H194ZM3 62V63H2ZM110 62H111V60H110ZM129 62V63H128ZM138 64H136V63ZM191 62H192V64H193V67H192V64H191ZM1 63L3 64V65H1ZM89 63H91V62H89ZM126 63V64H125ZM195 63H197L196 65L197 66H195ZM128 64H129V68H127L128 67ZM190 65L191 66V68H193V69H191V68H189V66H187V65ZM198 64L200 65V66H198ZM18 65V66H19ZM120 66V68H118L119 66ZM123 65H126V66H123ZM136 65V66H135ZM112 66V67H111ZM114 66L116 67L115 69H114ZM118 66V67H117ZM100 67V68H99ZM102 67V68H101ZM109 67H110V69H109ZM126 67V69H122V68H125ZM187 67V68H186ZM199 67H201V68H199ZM203 67H204V70H203ZM103 68H105V69H103ZM107 68V69H106ZM112 68H113V70H112ZM120 70V73H119V71H117V72H115L116 70H118V69ZM188 68L190 69L189 71H188ZM86 69V68H85ZM101 70L100 71V73H99V71H97V70ZM198 69V70H197ZM200 69H201V71H200ZM96 70V71H95ZM104 70V71H103ZM105 70H110V72H109V74H108V72H106L105 73ZM124 70V71H123ZM132 70V71H131ZM187 70V71H186ZM196 70H197V72H199V73H197L196 72ZM205 70H206V72H207V70H208V72H207V74L205 73ZM210 70V71H209ZM212 70V71H211ZM86 70H82V74L83 75H86V74H90L89 72L88 73H86L85 72ZM95 71V72H94ZM96 72H98V73H96ZM176 72V73H175ZM151 73L152 74H154L153 73V70H151ZM202 73H204V74H202ZM172 74V75H171ZM178 74H180V73H178ZM202 74V77L200 76ZM113 75V76H112ZM191 75H193V77L195 76V77H197V78H190V77H192ZM197 75H199V76H197ZM206 75V77L207 78H205L204 76ZM106 76V77H105ZM123 76V77H122ZM103 77H105V78H107V79H105L104 78V81H103ZM110 77H112V78H110ZM114 77V78H113ZM122 77V78H121ZM183 77V76H182ZM188 77V78H187ZM101 78H102V80H101ZM190 78V79H189ZM202 78V80H200ZM100 79V80H99ZM110 79V80H109ZM111 79H114V80H111ZM119 81H118V80ZM175 79V80H174ZM171 80V81H170ZM109 81H111V82H109ZM116 81V82H115ZM169 82H171V83H169ZM205 84H204V83ZM92 83V84H91ZM103 83V84H102ZM104 83H106V84H108V85H106V84H104ZM179 83H180V85H179ZM202 83V84H201ZM93 84H95V85H93ZM165 84L166 85H169V86H165ZM177 84H178V86H177ZM205 85V86H204ZM207 85H208V87H207ZM157 86V88H155ZM166 88H165V87ZM164 87V88H163ZM167 87H169L168 89H167ZM178 87V89H176ZM107 90H106V89ZM114 88V89H113ZM119 88V89H118ZM108 89H110V90H112V91H109ZM131 89V88H130ZM176 89V92L174 91ZM99 90H101V91H103V93H104V96H103V94H102V96L103 97H107L106 98V101H107V99H108V101L107 102H104V101H101L100 102V99H99ZM106 90V91H105ZM125 90V91H124ZM158 90V91H157ZM125 93H124V92ZM173 91H174V93H173ZM188 91H186V93H187ZM121 93V94H120ZM173 93V94H172ZM116 94H120V95H116ZM207 94H208V89L206 90V94H205V97L207 96ZM116 95V96H115ZM122 95V96H121ZM123 95H126V98H127V96H128V98L126 99V98H123L124 96ZM93 96H95L96 98L94 99V97ZM114 96V97H113ZM112 97V98H111ZM118 97V98H117ZM171 97H172V99H171ZM204 97V99L206 100V98ZM115 98V99H114ZM171 99V100H170ZM129 100V101H128ZM118 101H119V103H118ZM120 101H122L121 103H120ZM124 101H128L129 102V105H128V102L126 103V102H124ZM169 101V102H168ZM131 102V103H130ZM165 102V103H164ZM98 103V104H99ZM107 103V104H106ZM164 103V104H163ZM204 104H205V102H204ZM204 104H203V106H204ZM203 106H202V108H203ZM202 108H201V111H200V113L199 114H201V112H202ZM107 109H110V107H108ZM157 116H158V119H157ZM200 115H198V117H199ZM198 117H197V120H198ZM93 118H95V115L94 114H92V113H90V116H89V118L88 119H85V121H88V122H90V120L91 119H93ZM90 119V120H89ZM77 120V121H76ZM76 121V122H75ZM84 122V121H83ZM197 122V121H196ZM195 122V123H196ZM71 123V124H70ZM77 123V124H76ZM56 125V126H55ZM149 125H151V126H149ZM154 125V126H153ZM155 125H156V127H155ZM56 128H54V127ZM69 126H70V128H69ZM195 126H196V124H195ZM195 126H193L192 128H191V132H188V134H187V136L185 137V139L183 140V142H182V145L180 146V148L177 150V152L175 153V154H173V156L171 157V158H169L168 160H167V162L165 163V165H164V167H163V169H162V171H161V173H160V175H162V174H165L166 172H167V170L172 166V163H174L176 160H177V158H178V156L183 152V150H184V148H185V146H186V143L188 142V140H190L189 138H191V134H193V132L192 131H194L195 129H194V127ZM52 127H53V129H52ZM146 127H148V129H146ZM145 128V129H144ZM149 129H150V131H149ZM153 129V130H152ZM194 129V130H193ZM69 130V131H68ZM137 130V131H136ZM152 130V131H151ZM49 131H50V133H49ZM62 131V132H61ZM72 131V130H71ZM145 131H146V133H145ZM148 131V132H147ZM142 132V133H141ZM118 133H119V135H118ZM137 133V134H136ZM148 133V134H147ZM117 134V135H116ZM123 134V135H122ZM134 134H136V135H134ZM140 136H139V135ZM143 134V135H142ZM7 135V136H6ZM20 136V137H18V136ZM27 135H29V137L31 138H29V137H27ZM39 136L38 137V140H37V137L36 136ZM121 135V136H120ZM127 135V136H126ZM131 135L132 136H136V137H134V138H136L135 140H133L134 138H132L131 137ZM138 135V136H137ZM33 138H35L33 141H32V137ZM119 136H120V138H119ZM123 136V137H122ZM130 136V137H129ZM144 136V137H143ZM190 136V137H189ZM27 137V138H26ZM62 137H63V139H65V140H67V141H65V140H62L61 141V139H62ZM67 139H66V138ZM116 137H118V138H116ZM143 137V138H142ZM18 138V139H17ZM31 140H29V139ZM127 138V140H125ZM26 139H28L30 142H28ZM118 139V140H117ZM122 139H123V141H122ZM132 139V140H131ZM19 140V141H18ZM25 140H26V142H27V144H29L30 143V145H25L26 144V142H25ZM42 140V141H41ZM47 140V141H46ZM46 141V142H45ZM119 141H122V143L121 142H119ZM126 141V142H125ZM135 141V142H134ZM167 141V142H166ZM20 142H22V143H20L22 146H23V150H22V148L20 149L18 146L20 145L19 143ZM32 142V143H31ZM42 142V143H41ZM69 142V141H68ZM139 142V143H138ZM18 144V146H17V144ZM114 143V144H113ZM165 143V145H163V146H161L162 144H164ZM57 144V145H56ZM120 144V145H119ZM124 144H126L125 146L126 147H124ZM21 145H20V147H21ZM57 147H56V146ZM113 145V146H112ZM122 145V146H121ZM137 145V146H136ZM26 146V147H25ZM110 146H109V148H110ZM172 146V147H171ZM52 147H55V149L54 148H52ZM116 147V148H115ZM120 147H121V149H120ZM8 148V149H7ZM14 148H16V149H14ZM19 148V149H18ZM118 148H119V151L118 152H120V150H124V149H126V150H124L123 151V153L122 152H120V153H117V150H118ZM170 148H171V150H170ZM25 149V150H24ZM52 149H53V151H52ZM130 149V150H129ZM21 150H22V152H23V154H21L22 152H21ZM50 150V151H49ZM154 150H156V151H154ZM169 150V152H173L174 151V146H173V143H171V139H169L168 137H166V139H165V137L160 141V144L158 143V144H154L153 146H152V150L150 151V153L147 155L149 158L147 159V160H149L150 162H152V161H154L153 163L154 164H156L158 161L159 162H161V161H164L165 159H167L168 157H169V155H171L172 154V152L171 153H168L167 151ZM2 151V152H1ZM11 151V152H10ZM16 151V152H15ZM26 151H28V152H26ZM45 151H47V153L46 154H44V152ZM50 153H49V152ZM154 151V152H153ZM13 152V153H12ZM34 152V153H33ZM36 152V153H35ZM52 152V153H51ZM53 153L54 154V156H56L57 154L56 153ZM131 152V153H130ZM166 152H167V155H166ZM12 153V154H11ZM15 153H16V155H15ZM26 153V154H25ZM113 153V154H112ZM115 153H117V154H115ZM159 153V154H158ZM161 153V154H160ZM10 154V155H9ZM29 154V155H28ZM48 154V155H47ZM118 154H121V155H119L118 156ZM153 154V155H152ZM158 154V155H157ZM169 154V155H168ZM21 155V156H20ZM24 155H26V158H27V156L29 157L28 158V161H27V159L25 158V156ZM116 155H117V157H116ZM150 155V156H149ZM167 156V157H163L162 158V156ZM47 156V157H46ZM115 156V157H114ZM152 156H153V158H152ZM161 156V157H160ZM11 159H10V158ZM17 157V158H16ZM20 157V158H19ZM23 157H24V159H23ZM114 157V158H113ZM151 157V158H150ZM154 157H156V159L157 160H155V158ZM158 157V158H157ZM7 158V159H6ZM19 158V159H18ZM22 158V159H21ZM111 158H113V159H111ZM116 158H118V160L116 159ZM159 158H161L160 160H159ZM18 161H17V160ZM14 160V161H13ZM21 160H23V161H21ZM24 160H26V162L24 161ZM111 160V161H110ZM118 162H117V161ZM9 163H8V162ZM10 161H13V162H10ZM19 161H21V162H19ZM155 161H157L156 163H155ZM2 162V163H1ZM22 162H25L24 164H22ZM149 162V163H150ZM19 165H18V164ZM22 165H21V164ZM110 163V164H109ZM116 163V164H115ZM8 164H10V165H8ZM11 164L13 165V166H11ZM16 164V165H15ZM109 164V168L107 167V165ZM152 164V163H151ZM5 165V166H4ZM15 165V166H14ZM17 165H18V167L20 168V171L18 170V168H17ZM48 165V168L46 167ZM53 166V169L55 170V173L53 174H51V172L53 171V169H51L52 168V166ZM114 165V166H113ZM9 166H10V168H9ZM25 168H23V167ZM44 166V167H43ZM50 166V167H49ZM86 166H89V163H87V165ZM92 166V164L90 165V167ZM120 166V167H119ZM13 167V168H12ZM22 167V168H21ZM12 168V169H11ZM15 168V169H14ZM107 168V169H106ZM4 169H5V171H4ZM18 170V172H20V173H25V175L23 174H21L20 175V173H18V175H17V170ZM23 169H24V171H23ZM41 169L43 170L44 169V171L43 172H41ZM46 169V170H45ZM49 169H51V171L49 170ZM1 170H3L4 171V173H3V171H1ZM13 170V171H12ZM117 172H116V171ZM8 172V174H7V172ZM21 171H23V172H21ZM50 171V172H49ZM10 172H12V173H10ZM15 174H14V173ZM47 172H49V173H47ZM164 172V173H163ZM34 173H35V175H34ZM41 173H43V174H41ZM71 173V174H70ZM30 174V175H29ZM49 175V174H51L50 175V178H49V176L47 177L46 175ZM55 174H56V177L55 178H53L54 176H55ZM69 174V175H68ZM17 180V179H19L18 180V183H17V181L15 182V179H13V181L16 183V184H14V182L12 181V176ZM42 177H41V176ZM54 175V176H53ZM159 174L157 175L158 176V178L156 177V176H154V177H151V178H149V179H147V180H145V181H143V182H141V183H138V184H134L135 183V179L134 178H130V180H126V182H123L122 183V186H120L121 185V183L120 184H118V185H116V186H114V187H116V188H111V190L110 191H107L106 193H105V195L103 196L104 198L103 199H101L102 198V196L98 199V200H100L101 199V201H98V202H96V203H98L97 204V210H100L101 208H104L106 205H108L107 207H106V209L104 210V212H103V214L101 215V217H100V220H99V223H98V227H97V230H96V234H95V238H94V240L92 241V245H91V247L86 251V254H85V257H84V259H82V264H97L96 262H98L97 260H96V258H98V257H94L95 256V249L96 248H98V245H99V243H101V241H102V235H103V233H102V235L100 236V234L101 233H99V231L101 232V229H103V228H106L105 226L107 225L106 223H108V220H106L105 221V217H106V215H107V213H106V215H105V212L107 211L108 212V210L111 208V206L115 203V201H119V199H122L124 196H125V194L127 193V192H129V191H131V190H133L134 188H137V187H139V185L140 184H142V185H140V186H143V185H147L148 183H150V184H152L153 183V181H155V180H157V179H159L160 176ZM21 176V177H20ZM26 178V180L24 181V177ZM44 176L46 177V178H44ZM63 176H64V178H63ZM70 176H72V177H70ZM163 176V175H162ZM24 178V179H20V178ZM65 177H67V178H65ZM68 177H70V178H68ZM30 178H32V179H30ZM49 178V179H48ZM52 178L53 179H55L54 180V183H56V185H53L54 183H53V181H51V183L52 184H50L49 185V183H50V180H52ZM58 178V179H57ZM64 179H66L65 181H64V183H63V180ZM69 179H70V181H69ZM74 180V181H71V180ZM133 179V180H132ZM30 180L31 181H33V182H30ZM60 181V180H62V181H60L62 184H64L65 186H63L62 187V189H61V191L57 188V189H55L56 187H57V181ZM12 181V182H11ZM19 181H21V182H26V184H27V186H25L24 184H22V185H20L19 183H21V182H19ZM47 181V186L44 188V186L46 185V183H45V185H44V182H46ZM68 181V183L70 182V184H68V183H66L65 184V182H67ZM77 181V180H76ZM130 181V182H129ZM149 181V182H148ZM152 181V182H151ZM134 182V183H133ZM32 183H35V184H33L32 185ZM131 183H133L132 185L133 186H131ZM12 184V185H11ZM17 184H19V186L17 185ZM71 184H73V185H71ZM83 184H87L86 186L85 185H83ZM16 185V186H15ZM56 186V187H49V186ZM71 185V188L72 187H74V188H70L69 186ZM126 185V186H125ZM34 186V187H33ZM60 186H62V185H60V183H58V187H60ZM84 186V187H83ZM97 186V187H96ZM118 186V187H117ZM128 186V187H127ZM130 186V187H129ZM136 186V187H135ZM22 187H25V189L26 190H23L22 189ZM27 187V188H26ZM67 189V191L69 192H67L66 191V189ZM125 187V188H124ZM132 187V188H131ZM31 188H32V190H31ZM35 188V191L36 192H33V189ZM52 188V189H51ZM61 188V187H60ZM82 188V189H81ZM87 188V189H86ZM95 188V189H94ZM128 188H130V189H128ZM20 189H22V190H20ZM29 190V192H28V190ZM69 189V190H68ZM125 189V190H124ZM47 190H50V191H52L53 192V194H54V200L53 201H50V200H52L53 199V197L51 196V195H42V192H44V191H47ZM60 191V194L58 193L59 191ZM66 191V192H63V191ZM26 192V193H22V192ZM40 191V192H39ZM73 191V192H72ZM39 192V193H38ZM22 193V194H21ZM59 195H58V194ZM81 193V194H80ZM26 194H28L29 196H31V200H29V196H28V198H27V196H25ZM62 194V195H61ZM66 194H67V196H66ZM86 194V195H85ZM92 194V193H91ZM90 194V195H91ZM108 194V195H107ZM41 195V196H40ZM87 196V198L85 197V196ZM71 196H78L77 198H73V197H71ZM38 197H39V199H38ZM42 197V198H41ZM46 197H50L51 199L49 200L48 198H46ZM61 197H64V198H61ZM61 198V199H60ZM71 198V199H70ZM73 198V199H72ZM85 198V199H84ZM44 199V200H43ZM81 199V200H80ZM84 200V201H83ZM87 200H86V202H87ZM33 202V203H30V202ZM67 203H66V202ZM28 202V203H27ZM75 202V203H74ZM101 202V203H100ZM103 202V203H102ZM5 203V202H4ZM30 203V204H29ZM63 203V205H61ZM110 203V204H109ZM28 204V205H27ZM32 204H34L33 206H32ZM60 205V206H56V205ZM73 204H74V206H73ZM80 204V205H79ZM86 204V203H85ZM8 205V207L10 206H12L10 209L12 210V212H17L13 217H14V219H12V220H14V221H21V217H22V215H21V213L19 212V208H21V205H20V203L19 202H17V203H14V204H7ZM29 205H30V207H29ZM65 205V206H64ZM99 205V206H98ZM52 206H54V207H52ZM69 206V207H68ZM48 207V208H47ZM56 207V208H55ZM61 207V208H60ZM64 209H63V208ZM73 207V208H72ZM84 207V208H83ZM28 208V209H27ZM49 208L51 209L52 208V210L54 209V211L53 212H51L50 210H49ZM79 208V209H78ZM82 208V209H81ZM56 209V210H55ZM67 209V210H66ZM78 209V210H77ZM47 210H48V212H51V213H48L47 212ZM61 210V211H60ZM34 213H33V212ZM63 211H67V214H66V216H65V218L63 217L62 219H61V216H59V215H57V214H59V213H61V212H63ZM80 211H83V212H85L84 214H85V217L84 216H82L83 215V213H81ZM49 215H48V214ZM19 215H20V217H19ZM74 215V216H73ZM75 215H77L76 216V219H73V217L75 218ZM78 215H80V216H78ZM87 215H88V213H87ZM15 216H18L19 218H15ZM48 216H50V217H48ZM73 216V217H72ZM48 217V218H47ZM78 217H82V218H78ZM87 217V218H86ZM85 218L87 219V222H85ZM88 218H89V220H88ZM9 219V218H8ZM15 219H17V220H15ZM19 219V220H18ZM49 219V220H48ZM91 219H93V220H91ZM62 220V221H61ZM71 220H75L74 222L73 221H71ZM11 221V220H10ZM66 221H68V223H70V221H71V226H70V224H68L67 225V222ZM91 222H90V224H91ZM101 222H102V224H101ZM104 222V223H103ZM43 223V224H42ZM64 223V224H63ZM100 224H101V229H99V227H100ZM2 225H0V228H3V226H5V225H3L2 227H1ZM10 226V225H9ZM103 227V228H102ZM15 229H16V227H15ZM23 229H24V227H23ZM23 229H18V231H21L22 233H24L23 232ZM11 232H13V231H11ZM11 232H9V233H5L4 235H2V236H4V237H2L1 238V236H0V247H2L0 250V258H1V264H5V260H7V262H8V260L10 261L11 259V261H10V263L11 264H25L26 262L27 263H29V261H33V258H35V259H37V257H40L41 255H44L45 253H44V251L46 250H44V247L43 248H41V245H40V243L38 244V243H36L31 237L29 238V237H27V235H26V233H25V235L23 236V237H21L22 236V234H19V236H17L18 235V232H17V234L16 233H11ZM7 234V235H6ZM12 235V238L10 237L9 238V236H11ZM16 234V236L14 237V235ZM1 235V234H0ZM5 235H6V238L7 239H9V242L7 241V239H5ZM27 238H26V237ZM100 238H99V237ZM17 237H19V238H17ZM21 237V238H20ZM13 238H15L16 239V242H15V240L13 239ZM97 238H99L98 239V241H96V242H99V243H96L95 242V240H97ZM5 240L4 242L6 243L7 242V244L6 245H2V244H5L3 241H1V240ZM14 240V241H12V240ZM23 239V240H22ZM24 239H25V241H27L26 243H25V241H24ZM31 239V240H30ZM21 240L22 241H24V243L26 244H24V243H22L21 242ZM13 243H12V242ZM18 241H20L19 242V244H18ZM28 242H29V244H28ZM31 242V243H30ZM36 244H35V243ZM9 243H10V245H9ZM22 243V244H21ZM35 244V246L33 245V244ZM13 244V245H12ZM14 244H17L18 246H19V248H17L18 250H16V246L17 245H14ZM20 244H21V247H20ZM96 246H95V245ZM22 245L24 246H27V247H25L24 246V248H22ZM29 245V246H28ZM32 245V246H31ZM44 245H45V243H44ZM43 245V246H44ZM3 246H4V248H3ZM9 246V247H8ZM10 246H12V247H10ZM13 246H15V249L13 248ZM31 246V247H30ZM37 246H38V248H37ZM40 246V247H39ZM94 246V247H93ZM35 247V248H34ZM96 247V248H95ZM9 248V249H8ZM13 249L12 251H10L11 249ZM25 248H31L30 250L31 251H29V249H25ZM34 248V249H33ZM40 248H41V250H40ZM93 248V249H92ZM95 248V249H94ZM21 250V252H20V250ZM25 249L26 250V252L27 253H30V254H28V256H27V253L26 252H24L23 250ZM14 250H15V252H14ZM32 250L34 251L33 253H32ZM35 250H37V251H35ZM43 250V254H41L40 253V251H42ZM17 251V252H16ZM15 254H14V253ZM25 253L24 255H22V253ZM38 254H37V253ZM46 252V251H45ZM20 253V254H19ZM89 253H91V254H89ZM7 254V255H6ZM33 254V255H32ZM34 254L36 255V256H34ZM3 255L4 256H6V257H3ZM19 255H21V257L19 256ZM90 255L91 256H93V258L92 257H90ZM12 256V257H11ZM22 256H23V259H22ZM29 256H32V257H29ZM2 257H3V259H5V260H3L2 259ZM8 257H10L11 259H9ZM16 257V258H15ZM26 257H29L28 259H29V261H28V259H26ZM15 258V259H14ZM18 258V259H17ZM20 258H21V260H20ZM95 258V260H93ZM26 260V261H22V260ZM4 262H3V261ZM18 261H19V263H18ZM13 262H15V263H13ZM24 262V263H23ZM9 262H8V264H10Z\"/></svg>",
  "mask_w": 264,
  "mask_h": 264
}]
</instances>
